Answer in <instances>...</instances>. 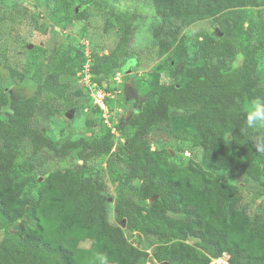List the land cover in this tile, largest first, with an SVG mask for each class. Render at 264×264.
Instances as JSON below:
<instances>
[{
    "label": "trees",
    "instance_id": "trees-1",
    "mask_svg": "<svg viewBox=\"0 0 264 264\" xmlns=\"http://www.w3.org/2000/svg\"><path fill=\"white\" fill-rule=\"evenodd\" d=\"M151 1L171 39L164 49L198 22L217 24L216 34L197 38L202 61L185 68L183 86L149 72L144 106L117 145L105 124L108 129L97 133L89 121L93 137L61 141L47 136L38 121L59 113L44 94L69 99L71 88L62 77L76 76L82 65L65 60L39 81L33 97L14 103L12 115L0 119V264H101L98 254L108 264H148L153 255L160 264H211L225 254L229 264H264V212L251 215L228 183L239 167L264 187L257 167L264 131L247 126L241 102L244 96L264 99L257 78L263 0ZM131 31L125 22L115 48L93 54L94 79H108L130 56ZM9 105L8 95L0 93V110ZM160 128L178 144L199 149L203 164H177L168 149H152L149 135ZM44 150L84 165L107 157V170L119 182L117 224L109 219L106 184L98 176L87 178L84 166L44 170V160L36 157ZM126 230L135 234V244ZM145 237L151 240L143 244Z\"/></svg>",
    "mask_w": 264,
    "mask_h": 264
},
{
    "label": "rangeland",
    "instance_id": "rangeland-1",
    "mask_svg": "<svg viewBox=\"0 0 264 264\" xmlns=\"http://www.w3.org/2000/svg\"><path fill=\"white\" fill-rule=\"evenodd\" d=\"M0 4V93H6L10 98V105L0 110V119H8L12 115L15 102L33 97L38 90L39 81L47 73L60 70L65 60L83 66L76 76L62 77V81L71 88V92L67 94L69 99L59 101L49 93H45L42 98L50 101L59 113L49 121H45L43 117H39L38 121L47 136L60 138L61 141L93 137L94 132L88 129L90 121L94 123L97 133L103 132L107 127L111 128L115 133L116 145L119 144L131 119L144 106L143 80L147 74L159 72L163 83H179L183 86L185 68L202 61L197 38L201 33L214 35L218 31L213 20L198 22L187 28L167 50L163 47L171 40L168 29L163 27L161 19L155 14L151 0H0ZM262 4L264 20V0ZM125 22L130 23L132 30L130 56L124 59L114 75L99 82L102 77L94 79L92 73L93 54H108L114 49ZM86 51L91 56L92 79L84 73ZM241 61L242 56L239 55L234 66H239ZM257 78L264 85V53L260 57ZM92 84H96L98 92L105 91L109 94L105 97L107 116L110 117L107 118V124L102 111L94 102ZM110 88H116L115 95ZM251 101L248 96L241 99L246 112ZM257 129L264 131V127ZM148 140L154 150L168 149L171 160L177 164H188L191 161L203 164L199 149L178 144L165 128L153 130ZM177 149L182 152H177ZM36 157L44 160V170L84 166L88 171L87 178L98 176L107 186L110 198L109 219L117 224L114 199L119 182L107 170V157H99L87 165L74 157L58 158L50 150H44ZM257 167L261 170V180L264 182V157L258 159ZM235 170L228 183L237 188L239 198L248 206L251 215L262 214L264 187L246 177L239 167ZM138 183L135 182L134 185ZM125 232L130 242L135 244V234L128 230ZM3 238L4 232L0 231V241ZM148 240L151 239L143 238V244ZM193 243V240L189 242ZM149 250L152 256V248ZM152 258L153 264H160L154 255ZM221 258L224 259L225 255Z\"/></svg>",
    "mask_w": 264,
    "mask_h": 264
},
{
    "label": "clouds",
    "instance_id": "clouds-1",
    "mask_svg": "<svg viewBox=\"0 0 264 264\" xmlns=\"http://www.w3.org/2000/svg\"><path fill=\"white\" fill-rule=\"evenodd\" d=\"M246 123L249 128L264 127V99L256 98L251 101L247 111ZM101 264H108L106 255L98 254Z\"/></svg>",
    "mask_w": 264,
    "mask_h": 264
},
{
    "label": "built area",
    "instance_id": "built-area-1",
    "mask_svg": "<svg viewBox=\"0 0 264 264\" xmlns=\"http://www.w3.org/2000/svg\"><path fill=\"white\" fill-rule=\"evenodd\" d=\"M85 57L87 59V64L84 65V73H85L86 77H89L90 79H92V76L90 74L91 73V69H90L91 56L87 51L85 53ZM118 79H117V81H118ZM92 85H94V89H92L94 102L97 105V107L102 111V117L104 119L105 124H107L108 123L107 118H110V117L107 116L108 107H107V104L105 103V97H108L109 94L105 91H102V92L99 91L98 92L95 89L96 84H92ZM94 92H95V95H94ZM228 260H229V256L225 254L224 259L220 258V259L214 260L213 263H211V264H229Z\"/></svg>",
    "mask_w": 264,
    "mask_h": 264
}]
</instances>
